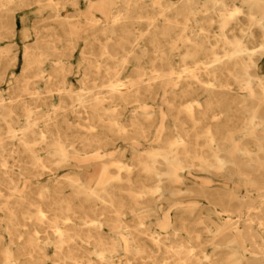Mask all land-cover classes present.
I'll return each mask as SVG.
<instances>
[{"label":"bare ground","instance_id":"bare-ground-1","mask_svg":"<svg viewBox=\"0 0 264 264\" xmlns=\"http://www.w3.org/2000/svg\"><path fill=\"white\" fill-rule=\"evenodd\" d=\"M79 2L0 0V41L34 35L11 89L32 97L0 92V264H264V0H86L72 93Z\"/></svg>","mask_w":264,"mask_h":264},{"label":"rangeland","instance_id":"rangeland-1","mask_svg":"<svg viewBox=\"0 0 264 264\" xmlns=\"http://www.w3.org/2000/svg\"><path fill=\"white\" fill-rule=\"evenodd\" d=\"M42 4L46 8L44 11L43 15H39L38 17L34 18V21H37V25L42 26V25H47V24H52L54 26H57L55 22H52L51 19L46 20V18L49 17V15L55 14L57 7L52 5V8L49 7V4H46V1H43ZM116 8V5H113L111 7V10L114 11ZM61 15L64 18H68V20L71 21V23H80L82 25L80 30V34L78 36V44H77V49L72 52L71 55L67 56H62L61 60L65 63V65H71L73 67V72L72 74L67 76V86L68 89L72 91V93H75L78 90L79 87V81L82 77V73L84 72V65H86V62L82 60V57H87L89 56L87 54L82 53V48H83V42L81 37L85 33H89L92 30V27H90L88 23H90L91 19L93 18H99L102 19L101 13L94 9H89L87 8V3L86 0H80L78 5H71L67 4L63 10L60 11ZM33 20L29 21L27 24L30 26L33 23ZM87 23V24H86ZM145 27V24H142V28ZM21 28L20 22H17V25L15 27L14 33L11 36L5 37L0 41V44L2 45L1 47H4L8 45L10 48V53L6 56V58L2 61H0V65H9L7 75L5 78L4 82L0 83V92L6 98V102L10 101L9 98H12L11 101H13L15 97H17L18 94H23L22 98H27V97H32L30 94H26L24 91L14 94L11 89L15 85L16 81L19 79L20 76V68L23 63L22 61V49L26 45H32L34 42V35L32 31L30 34L26 37V39H23L19 35V30ZM47 29H42L41 32L44 34H47L45 31ZM15 58V59H13ZM42 65H46L45 69L48 68V65H51L50 61L44 62ZM259 74L261 76H264V64L261 65L259 69ZM46 88V85L42 82H38L36 84H33L30 86V92L35 89V91H44ZM53 94H57L56 92H53ZM46 94H42L41 96H44ZM129 106H134V102L130 103ZM129 117V115H128ZM129 120V119H128ZM44 153V150L41 151ZM35 185V184H33ZM37 185H35L36 187ZM179 199H181V202L187 203L189 201L188 194L184 192L179 193ZM202 202V200H201ZM200 202V204H202ZM204 213H208L210 215H216L217 212L215 211L216 209L214 207L208 206L207 204L203 205V207L200 209ZM222 216H226L225 213H221ZM216 219H218L215 216ZM222 219V218H221ZM233 220H236L235 217H233ZM188 221L191 223L195 221L194 218H189ZM202 226V225H201ZM198 227V226H197ZM200 229V228H199ZM202 234V245L199 247H195V250L200 249L201 253L204 254L207 257H212V245L211 241L213 238V233L214 230L211 229L209 231H200ZM49 256L53 255V252L51 250L48 251Z\"/></svg>","mask_w":264,"mask_h":264}]
</instances>
